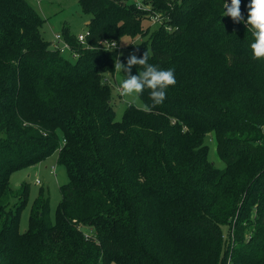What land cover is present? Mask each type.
I'll list each match as a JSON object with an SVG mask.
<instances>
[{
  "label": "trees",
  "instance_id": "16d2710c",
  "mask_svg": "<svg viewBox=\"0 0 264 264\" xmlns=\"http://www.w3.org/2000/svg\"><path fill=\"white\" fill-rule=\"evenodd\" d=\"M78 3L88 36L62 29L71 63L25 0H0V264H264V61L246 24L223 16L230 0ZM138 37L132 54L148 50L176 84L116 120L106 75L128 74L102 42ZM211 134L222 169L207 159ZM55 152L67 183L54 218L40 189L21 232L29 187L16 195L10 175Z\"/></svg>",
  "mask_w": 264,
  "mask_h": 264
},
{
  "label": "rangeland",
  "instance_id": "374dc122",
  "mask_svg": "<svg viewBox=\"0 0 264 264\" xmlns=\"http://www.w3.org/2000/svg\"><path fill=\"white\" fill-rule=\"evenodd\" d=\"M29 6H31L43 20L41 26V34L45 41L51 42L53 37L58 34H62V29L67 28L69 35L77 36L80 33H84L87 30V24L90 16L83 13L79 7L78 0H25ZM148 20V19H147ZM145 21L144 25L150 32L160 23H154L150 18L149 21ZM143 39L138 37L134 40L122 38L118 43V48L114 53L115 61L119 60L124 54H132L133 49L137 43ZM69 62L74 63L75 57L71 56L68 52L64 55ZM106 84L112 89V102L116 120H120L123 110L129 105L125 102V99L119 95L118 85L122 81L118 75L111 77L106 75ZM130 99V98H129ZM144 103V102H143ZM135 108H139V104H133ZM264 134V125L262 127ZM208 147L207 159L213 163L218 169L224 168L225 164L217 156L215 147L214 136L211 134L205 140ZM67 183V173L64 166L57 164V153L55 152L50 157L46 158L34 167L27 168L20 171H15L10 175L9 185L10 189L18 195L23 184L28 185L29 193L23 211L21 212L19 219V229L21 232L25 231L28 226L29 211L38 196L40 189L49 198V210L50 218L53 220L56 207L60 201L59 187ZM224 238L228 236L230 241L231 232L228 231L227 226L221 227ZM226 239V240H227ZM228 256V255H227ZM230 256H228V259ZM111 264H117L112 262Z\"/></svg>",
  "mask_w": 264,
  "mask_h": 264
},
{
  "label": "clouds",
  "instance_id": "9594fccd",
  "mask_svg": "<svg viewBox=\"0 0 264 264\" xmlns=\"http://www.w3.org/2000/svg\"><path fill=\"white\" fill-rule=\"evenodd\" d=\"M241 0H230V4H224L223 16H228L234 23H245L248 30L254 37L250 45L254 60L264 61V0H250L247 5L248 15L245 21L241 14ZM149 52L144 50L141 57L130 54L126 64L119 60L115 62V69L127 73L119 85V95L125 99L130 106L138 103L141 110L148 113L153 108L161 105L166 97V91L170 86H175L176 79L174 69L163 70L158 66L148 63ZM139 65L141 71L136 75H131L133 66ZM149 90L151 105L143 103L141 97L145 90ZM130 98V99H129Z\"/></svg>",
  "mask_w": 264,
  "mask_h": 264
},
{
  "label": "built area",
  "instance_id": "2783aa9c",
  "mask_svg": "<svg viewBox=\"0 0 264 264\" xmlns=\"http://www.w3.org/2000/svg\"><path fill=\"white\" fill-rule=\"evenodd\" d=\"M140 0H133V2H139ZM152 21L154 23H160L161 24V19L158 15L152 16ZM171 28H168L170 30ZM88 36L87 30L84 33H80L76 36V40H78L79 44L85 46L86 44V37ZM104 49L107 50H115L118 48V44L114 41H105L102 42ZM51 48H53L55 51L59 52L60 54H65L66 52L70 53L71 56L76 57V53L72 51L71 47L69 44L63 40L62 35L58 34L53 37V40L50 42ZM226 264H231L230 259L227 260Z\"/></svg>",
  "mask_w": 264,
  "mask_h": 264
},
{
  "label": "crops",
  "instance_id": "0c3cea01",
  "mask_svg": "<svg viewBox=\"0 0 264 264\" xmlns=\"http://www.w3.org/2000/svg\"><path fill=\"white\" fill-rule=\"evenodd\" d=\"M87 24V23H86Z\"/></svg>",
  "mask_w": 264,
  "mask_h": 264
}]
</instances>
